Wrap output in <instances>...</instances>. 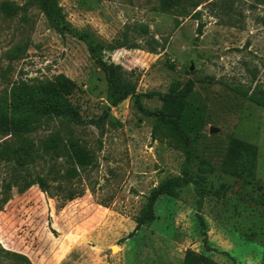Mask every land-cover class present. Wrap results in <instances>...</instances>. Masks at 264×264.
Wrapping results in <instances>:
<instances>
[{
	"label": "rangeland",
	"instance_id": "rangeland-1",
	"mask_svg": "<svg viewBox=\"0 0 264 264\" xmlns=\"http://www.w3.org/2000/svg\"><path fill=\"white\" fill-rule=\"evenodd\" d=\"M29 2L0 0V95L64 73L76 112L0 127V264H155L170 241L179 264L187 248L262 264L264 0H59L57 21ZM110 67L135 87L123 100L111 97ZM174 96L200 129L202 204L193 183L163 194L125 240L151 190L182 173L185 155L153 135ZM232 137L257 147L253 175L250 162L244 175L226 170Z\"/></svg>",
	"mask_w": 264,
	"mask_h": 264
},
{
	"label": "trees",
	"instance_id": "trees-1",
	"mask_svg": "<svg viewBox=\"0 0 264 264\" xmlns=\"http://www.w3.org/2000/svg\"><path fill=\"white\" fill-rule=\"evenodd\" d=\"M29 3L40 8L52 21H57L63 17L59 0H30ZM107 73L111 83V97L114 96L113 102L123 100L134 91V86L120 81L113 67H110V71ZM76 89V82L64 73L57 74L52 79L41 80L36 84H30L22 80L14 85L10 92L0 95V127L6 131H21L42 123L43 118L46 116L72 115L76 112V107L72 101V95ZM158 118L159 121L153 130L154 138H159V131L161 132V137L163 135L167 136L170 142L181 150L185 155L182 173L164 178L151 190L142 209L134 217L136 222L135 229L127 237L123 238L125 240L133 237L144 224L155 219V205L161 195L167 194L178 197V190L189 183L194 184L200 204H202L205 195V176L202 171H193L194 158L197 153L192 144L191 133L198 132L200 129L190 116L186 115L184 102L176 98V96L165 100L162 108L158 111ZM74 152L79 164L84 165L87 163L84 158L88 154L82 148L77 147ZM229 154L232 160L227 164V171L234 175H244L243 170L247 167V163L250 162L248 167L252 168V170L249 175H253L258 155L256 146L237 137H232ZM239 157L247 158V160H242L240 163ZM39 184L43 189L48 190V185H46L44 180H39ZM58 188H61V186H58ZM63 197L66 200L73 199L75 193L70 190L69 194ZM200 218L202 223L205 224L204 218L202 216ZM182 264L220 263L204 253L187 248ZM262 264H264V259Z\"/></svg>",
	"mask_w": 264,
	"mask_h": 264
},
{
	"label": "crops",
	"instance_id": "crops-1",
	"mask_svg": "<svg viewBox=\"0 0 264 264\" xmlns=\"http://www.w3.org/2000/svg\"><path fill=\"white\" fill-rule=\"evenodd\" d=\"M133 223V222H132ZM133 225L135 224H131L130 228L133 227ZM134 237V236H133ZM132 238V237H131ZM169 246H170V251H167V254H165V252H162V256L158 257L156 260L155 264H179L177 261L175 260V253H176V244L174 242H169ZM129 250V247L127 248ZM166 250V249H165ZM184 255H182L183 257ZM183 261V260H181ZM182 263V262H181Z\"/></svg>",
	"mask_w": 264,
	"mask_h": 264
},
{
	"label": "water",
	"instance_id": "water-1",
	"mask_svg": "<svg viewBox=\"0 0 264 264\" xmlns=\"http://www.w3.org/2000/svg\"><path fill=\"white\" fill-rule=\"evenodd\" d=\"M190 69L193 70V69H194V66L192 65V66L190 67ZM213 129H214V128H213Z\"/></svg>",
	"mask_w": 264,
	"mask_h": 264
}]
</instances>
